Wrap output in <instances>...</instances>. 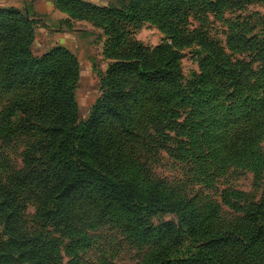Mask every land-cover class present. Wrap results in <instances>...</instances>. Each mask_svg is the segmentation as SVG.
<instances>
[{"label": "trees", "instance_id": "obj_1", "mask_svg": "<svg viewBox=\"0 0 264 264\" xmlns=\"http://www.w3.org/2000/svg\"><path fill=\"white\" fill-rule=\"evenodd\" d=\"M253 1L264 2L110 0L97 6L54 0L59 10L84 12L80 15L113 30L116 23L150 22L171 41L151 52L133 42L119 54L88 117L79 122L74 55L57 46L33 58L29 11L0 8V89L17 92L19 98L11 101L6 114L24 109L27 115L19 126L5 123L0 135L22 129L31 140L21 153L23 168L0 182V264H61L63 241L71 264H83L81 252L91 245L87 231L120 220L118 227L129 237L154 247L142 264H264V198L248 210L250 220L257 222L254 230H230L208 243L197 241L202 247L194 251L184 242L201 232L197 209L187 198L170 193L148 170L150 150L166 149L168 132L185 127L177 108H193L203 120L184 129L190 147L203 137L210 150L252 151L264 138V40L232 35L228 46L234 53L244 51L248 59L234 60L205 31L187 28L193 19L205 22L206 13L241 9ZM118 36L114 34L116 43ZM188 43H196L204 56L199 74L184 83L175 48ZM190 114L184 115L185 121ZM196 125L203 127L199 136ZM30 201L37 205L33 228L22 216ZM160 213L177 215L179 226L151 225L149 217ZM53 232L58 235L50 237ZM236 242L246 253L258 243L260 252L247 259L241 252L225 258L227 246Z\"/></svg>", "mask_w": 264, "mask_h": 264}, {"label": "rangeland", "instance_id": "obj_2", "mask_svg": "<svg viewBox=\"0 0 264 264\" xmlns=\"http://www.w3.org/2000/svg\"><path fill=\"white\" fill-rule=\"evenodd\" d=\"M83 1L97 6L108 4L98 5ZM8 7L22 12L29 11V16L34 20L33 38L30 44L33 58H40L57 46L65 48L76 58L78 74L73 97L78 122L88 117L92 105L100 96L101 83L106 79L109 66L119 61L118 55L125 53L133 42L139 43L148 52L162 43L171 44L165 33L147 21L137 25L124 24V26H118L116 23L117 28L113 30L110 24L103 27L94 19L89 20L80 15L84 12L68 14L55 7L65 13L66 17L60 22L59 27H50L45 23V21L50 22L47 15L40 14L34 9V0H20L18 5L0 4V8ZM205 17L206 21L200 22L190 16V20H193L187 28L197 27L198 30L205 31L208 39L214 40L223 52L234 60L248 59L244 51L239 50L234 53L230 49L228 39L232 35L237 34L243 39L254 37L264 40L263 1L249 2L241 9H236L234 6L221 11L220 14L206 13ZM46 30L64 32L71 37L67 38L66 44L51 42L47 38ZM117 33L119 36L116 43L114 34L117 36ZM122 36L123 40H121ZM175 50L180 54L178 63L182 81L185 83L199 74V60L204 56V52L196 43L184 44L181 48L176 47ZM14 99H19L17 92L0 89V127L5 123L19 126L27 116L24 109H13L9 115L6 114L9 104ZM182 112L180 123H184L185 127L180 129L176 126L168 132L169 137L163 142L164 146L168 145L166 149L150 150L148 170L150 177L165 183L170 193L187 198L186 200L197 209L196 222L202 224L201 232L184 242L186 249L197 251L202 247L196 246L199 244L197 241L204 244L221 233L229 234L230 230L251 231L255 229L253 225L257 226V222L248 217V210L264 198V138L252 151L238 147L210 150L203 137H197V142L190 147L185 144L189 137H186L184 129L188 125L198 124L202 119L193 108L192 110L187 108V111L176 109L177 114ZM187 113L192 114L185 121L184 115ZM175 121L179 123L178 120ZM191 121L194 123L191 124ZM196 127L199 136L203 127L198 128V125ZM30 141V137L22 129H19L15 135H0V182H3L9 173L19 172L23 168L21 153ZM189 143H194L193 139H190ZM152 145L154 146L155 143ZM36 206L35 202L30 201L22 211L28 227H34L31 219L36 214ZM121 222L122 220L106 223L95 230L87 231L91 245L81 252L83 264L144 263L154 247L129 237L127 232L118 227ZM166 222H173L176 227L179 226V219L175 214L160 213L149 217V223L154 226ZM57 235L58 232H53L50 237ZM65 242H61L59 247L60 263L71 264V256L64 248ZM258 251V243L256 247L253 246L252 252L246 253L240 248L239 242H236L235 245L227 246V255L224 257L228 258L234 256L236 252H241V256L247 259Z\"/></svg>", "mask_w": 264, "mask_h": 264}, {"label": "crops", "instance_id": "obj_3", "mask_svg": "<svg viewBox=\"0 0 264 264\" xmlns=\"http://www.w3.org/2000/svg\"><path fill=\"white\" fill-rule=\"evenodd\" d=\"M90 1L92 3L98 4V5H106L110 0H86ZM20 3V0H0V4H14L18 5ZM34 9L36 12L40 14L47 15V19L50 20V22H46L50 27L57 26L59 27L61 24L60 22L66 17V14L63 12H60L55 8L54 0H34ZM52 22H54V25H52ZM48 31L47 38L51 40V42L56 43H64L66 44L68 42V37H71L70 34L66 33H58V32H52L50 30Z\"/></svg>", "mask_w": 264, "mask_h": 264}]
</instances>
